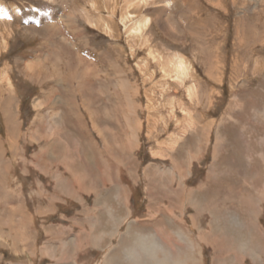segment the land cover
<instances>
[{
    "label": "rangeland",
    "instance_id": "rangeland-1",
    "mask_svg": "<svg viewBox=\"0 0 264 264\" xmlns=\"http://www.w3.org/2000/svg\"><path fill=\"white\" fill-rule=\"evenodd\" d=\"M82 33L138 85L132 173L109 155L104 165L95 132L96 149L79 146L71 115L50 117L49 101L36 125L48 52L76 66L71 36ZM115 71L105 76L118 93ZM110 92L101 126L120 151L130 107ZM42 125L57 132L47 137ZM85 169L97 181L76 190ZM179 175L180 226L164 210ZM191 189L199 212L186 200ZM138 237L157 247L150 262L163 249L180 264H264V0H0V264H130Z\"/></svg>",
    "mask_w": 264,
    "mask_h": 264
},
{
    "label": "bare ground",
    "instance_id": "bare-ground-1",
    "mask_svg": "<svg viewBox=\"0 0 264 264\" xmlns=\"http://www.w3.org/2000/svg\"><path fill=\"white\" fill-rule=\"evenodd\" d=\"M103 2L106 3V0H103ZM100 21H103V23H104V18L101 17ZM123 22L126 24V20ZM146 23H147V19L142 18V19L136 20L134 22V25H133V30L135 32L143 31V29L145 28L144 25ZM91 24L94 27H97L96 23L91 22ZM71 38H72L73 49H74L75 53L77 54L76 66L73 64L74 62L69 60V58L65 60L64 64H61L59 60L62 61L63 57H61V56L57 57L58 55H60L59 51L52 49V51L48 52V53H52L53 57H55V58H53L52 61L48 62L51 65V68L53 69L52 71H50V69L46 65H44L45 71L43 72L42 77H43V81L47 80L48 82L44 83L43 81H41V82H43V85H45V86L42 87V89L40 91V95L35 97V100L33 103L34 109L37 113L36 114L37 116L35 117L36 125L39 126V124H38L39 118H41L40 116L44 113V109L42 110V107L44 106L45 101H49V103L51 105H53L51 108L48 109L50 111L48 113L49 115H51L50 117H55L59 113H60V115H71L72 118H69V117H67V118H69L70 120L72 119L71 121L74 120L73 123L71 121L70 122H71V126L75 128V131H76V134L78 135V137L83 135V134L84 135L86 134V138L85 137L84 138H81V137L76 138L78 141L77 144L79 146L83 145V142H85L84 144L91 147L92 149L97 147V143L94 142L93 139L91 138L92 137L91 135L94 136L93 132H95L96 135H98L99 138H101V140L103 142L102 147H101V149L99 148L98 152H100V157L103 159L104 165L107 166V164H106L107 160L105 161V159H107V158H104V155H105V157H107L109 155V158H111L112 160H109V159L108 160L110 162H113L112 164H117V162L121 163L118 161V158H119L120 161L122 160L123 162H125L124 166H126L128 168V171L132 173L134 171V169L136 168L134 163L138 162L137 157L134 155V152H135V149L137 148L135 144H136V136L138 135V131L140 130V119H138V117L132 115V114H134L135 110L137 109L136 106L139 105V103L137 104V102H139V100L137 99L138 92H139L138 91V85L136 83L132 84L131 81H127V80L125 81L122 77L120 78L119 74H121V73L119 72L118 61L114 60L111 62V61L107 60L106 56H103L104 54H102V51L98 50L97 49L98 47L94 43H93V47H92L93 39L91 36H88V35L82 33L81 36H77L75 38H73L71 36ZM83 42H84V44H83ZM69 43H71L70 40H69ZM88 46H89V49H86ZM42 49L41 50L43 52L47 53L46 48H42ZM63 52L66 55H70V51H67L64 48H63ZM32 63L34 64L33 60H32ZM80 64L83 65V68L79 69L80 66L78 67V65H80ZM167 64H168V62H167ZM172 64L174 65L173 70L176 72L175 73L176 79H182L183 77L186 76V74L184 73L186 71V66H185L184 61L179 59L176 62H172ZM24 65H25V68L32 71V68H30V66H29V64H27V62ZM110 65L113 66V70H116L115 71V75H116L115 80H116V86L118 87L119 92H120V93L118 92L119 94L117 92H110V90L108 89L110 84L108 85L105 74H106V70H107L108 66H110ZM62 67L65 68V71L63 70ZM73 68H75V69L73 70ZM94 72H96L98 76L94 75ZM166 73L169 75L168 71H166ZM55 85H57V87H58V97L55 96V92H56L55 88H54ZM61 85H62V88L59 89V86H61ZM109 92L111 93L112 97L115 98V100L117 101V104L119 103L123 107H124V105H128L130 107L126 113H124V110L122 111V117L124 118V120H122V121L125 122V136L126 137L123 139V141H122L123 143L121 145H119V147L121 148V149L119 148L120 151L114 150V147H112V145L110 143L108 144L109 141H108L107 137L105 136L106 128H105V126H103V127L101 126L102 123H104V125H105V123H107V122L106 121L102 122L103 117H101L100 115H103V114H101V111H103V110H101V108L99 106L103 102L102 99L104 98V96L107 97L109 95ZM148 98L149 97H147V99ZM87 103H88V105H87ZM81 106L86 107L85 112H88L87 114L89 115L88 116L89 118H88L87 123L84 121V119H83L84 117H82L83 114L80 113L81 112ZM88 109H91V110H88ZM56 110H58V111H56ZM38 115H40V116H38ZM66 125H68L67 122H66ZM52 126L56 127L57 125L55 123H52ZM42 128L45 131V134L47 137L50 133L53 134L54 132L55 133L57 132L55 130H51V131L49 130L47 132L46 126L43 127V125H42ZM119 129L121 131L123 130V132H124V129L122 128V126H120ZM12 130H14V127L12 128ZM149 131L152 132L150 129H149ZM44 142H45V146H47L50 143V141H48V140H46ZM215 148H217V147H215ZM40 149H41L40 151L42 152V148H40ZM92 149H91V151H93ZM117 152H119L118 155L116 154ZM121 154H122V157H121ZM113 159L116 160V162L113 161ZM88 169H89V167H88ZM88 169L87 170L85 169L86 173L84 170V175L82 176L81 179L76 178L77 179L75 181V183L77 184L76 190H81L83 185L85 186L86 184H88L91 186V185H94L96 183L97 180H96V177L94 175V171L91 169L90 170H88ZM92 172H93V174L91 177ZM69 175L71 176V173ZM55 176L57 177L58 174H55ZM178 177H179V179H178V181H175V185L169 186V188H168L169 189V195H167V197H166L167 204L164 205V210H165V215L170 217L169 219L172 220V223H174V224L176 223V225H179V224L182 225L183 221H180L179 218L173 214L175 207L180 206V204H178V203H179V200L181 198V194L185 191L184 185L182 184L183 179L181 180L182 176L179 175ZM66 178H67V175H66ZM66 180H68V179H66ZM72 181H73V179H72ZM63 185H64V183H63ZM68 185L70 186V184H68ZM68 185L65 184V186L67 188H68ZM165 190H166V188H165ZM122 191H123V189H122ZM78 192H81V191H78ZM155 194H156V192H155ZM166 194H168V193H166ZM76 195H78V194H76ZM79 196L80 195H78V197ZM194 198H195L194 197V190L191 189V191L188 192V197L186 199L190 203L189 204L190 206H193L192 204H194L193 203ZM97 200H98V197H97ZM198 204H199V202H198ZM80 206H81V204H80ZM193 207L196 209L197 212H199L200 207H197V205H195ZM188 243H189L188 246L192 247V241H189ZM135 244H141L142 245V246L140 245L141 246V254L140 255L142 257H140V256L132 257L133 259H131L130 264H180V263H174L173 261L167 259L166 255H163V252H164L163 249L160 250L162 257H160L159 259H153L152 262L147 261L144 259V257L145 258L156 257L155 256V250L157 249V247H151L150 245H146L147 242L142 237H138V240L135 242ZM217 249H218V246L215 247V253H214L215 257H217L216 253L218 256H220V251H217ZM127 254L130 256L132 254V251H129Z\"/></svg>",
    "mask_w": 264,
    "mask_h": 264
},
{
    "label": "crops",
    "instance_id": "crops-1",
    "mask_svg": "<svg viewBox=\"0 0 264 264\" xmlns=\"http://www.w3.org/2000/svg\"><path fill=\"white\" fill-rule=\"evenodd\" d=\"M119 195H120V194H119ZM121 196H122V195H121ZM100 199H101V196L99 195V198H98V200H99V201H101ZM140 257H142V256L140 255Z\"/></svg>",
    "mask_w": 264,
    "mask_h": 264
}]
</instances>
